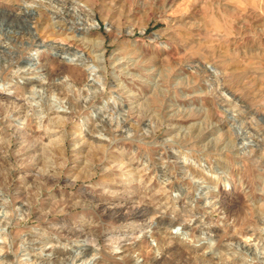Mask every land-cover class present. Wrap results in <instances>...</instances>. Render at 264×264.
I'll use <instances>...</instances> for the list:
<instances>
[{
    "label": "rangeland",
    "instance_id": "1",
    "mask_svg": "<svg viewBox=\"0 0 264 264\" xmlns=\"http://www.w3.org/2000/svg\"><path fill=\"white\" fill-rule=\"evenodd\" d=\"M0 223V264H264V0H0Z\"/></svg>",
    "mask_w": 264,
    "mask_h": 264
},
{
    "label": "bare ground",
    "instance_id": "2",
    "mask_svg": "<svg viewBox=\"0 0 264 264\" xmlns=\"http://www.w3.org/2000/svg\"><path fill=\"white\" fill-rule=\"evenodd\" d=\"M54 8V7H53ZM57 12H59V10H56ZM91 29V28H90ZM73 57H75V58H77V61L78 62H80V65L81 66H83L84 68H85V70L88 72V75L89 76H91V78H92V76H93V78L95 77L96 78V75H97V71H98V69H97V67H95V66H93L92 64H90V63H86V62H83V58L82 57H80V56H77V55H75V56H73ZM36 66H30L29 65V67H26L25 69L26 70H29V71H31V73H34V71L33 70H35L34 68H35ZM19 74V73H18ZM27 74V73H26ZM17 76V75H16ZM36 82V81H35ZM37 82H42V83H45L46 82V79H43V78H39L38 77V79H37ZM65 82H67V83H69V80L68 79H66L65 80ZM98 82V81H97ZM37 84V83H36ZM95 84V83H94ZM45 86V85H44ZM87 86V85H86ZM39 87V86H38ZM88 87V86H87ZM90 89V88H89ZM99 91L100 92H102V91H104V88H101V89H99ZM86 95V94H85ZM86 99V98H85ZM87 101V100H86ZM86 104V103H85ZM90 104V103H89ZM67 111V110H66ZM3 203V202H2ZM5 204V203H4ZM7 204V203H6ZM7 206V205H6ZM5 208V207H4ZM24 217H25V215H24ZM1 219L3 220V221H6V220H8V213L6 212V211H4V214H3V216H1ZM261 219V218H260ZM1 220V221H2ZM2 221V222H3ZM1 222V223H2ZM8 222V221H7ZM0 223V224H1ZM4 223V222H3ZM6 223V222H5ZM7 224V223H6ZM173 224V223H172ZM5 225V224H4ZM180 226V228H181V225H179ZM5 227V226H4ZM3 227V228H4ZM6 228V227H5ZM5 228L3 229V230H5ZM261 229V228H260ZM5 232V231H4ZM2 234V233H1ZM119 246H118V248L119 249H122V247H120V244H118ZM256 248V247H255ZM61 251V250H60ZM66 252V251H65ZM94 252H95V250H94ZM93 252V253H94ZM62 253V252H61ZM39 256V255H38ZM60 256V255H59ZM99 254L97 253V252H95L94 254H92V256H91V258L89 259V261H85V263L83 262V261H80L79 262V264H99L102 260H101V256H99ZM58 257V256H57ZM50 258L51 257H44V259L45 260H42V261H40V263L39 264H51V260H50ZM250 258V257H249ZM254 258V257H253ZM67 260V259H66ZM65 260V261H66ZM252 260V259H251ZM57 262L55 263H52V264H59V259L58 260H56ZM75 263H76V261H75Z\"/></svg>",
    "mask_w": 264,
    "mask_h": 264
}]
</instances>
